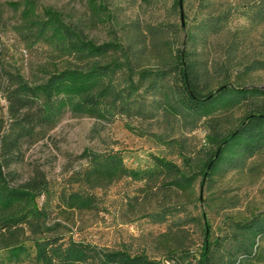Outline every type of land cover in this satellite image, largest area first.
Segmentation results:
<instances>
[{"label": "trees", "instance_id": "obj_1", "mask_svg": "<svg viewBox=\"0 0 264 264\" xmlns=\"http://www.w3.org/2000/svg\"><path fill=\"white\" fill-rule=\"evenodd\" d=\"M105 1H88L101 22L108 17ZM208 1L199 0L201 5ZM239 1L250 24H264V0ZM6 6L19 13L13 30L21 40L48 46L59 62L53 63L45 78L31 82L8 69L0 50V95L8 104L7 119L0 120V263L264 264V212L231 222L228 232L215 241L210 240L207 224L200 252L170 251L162 261L146 253L133 254L124 248L109 251L76 241L60 233L58 224H51L54 202L56 208L94 210L100 200L89 191L123 179L160 182L161 187L193 192L199 178L203 186L217 175L245 169L250 159L264 151V88L230 86L226 63L215 69L221 82L212 90L214 68L198 52L209 38L226 30L234 9L209 14L190 28L149 25L143 41L125 45L119 39L99 44L63 13L40 7L35 0ZM182 7V0L174 1L176 12ZM182 33L184 43H180ZM148 52L163 55L157 64L147 66L143 59ZM260 70L264 61L254 60L244 73ZM236 109L243 110L241 118L222 119L221 115ZM67 112L105 123L118 118L153 120L160 115L179 119L192 129L203 127L208 147L198 160L182 156L184 167L152 156V165L145 170L128 167L120 152L85 150L82 158L87 167L77 180L87 191L57 192L40 172L26 183L13 185L7 170L22 159L23 145L34 143ZM151 136L167 144L162 137Z\"/></svg>", "mask_w": 264, "mask_h": 264}, {"label": "rangeland", "instance_id": "obj_2", "mask_svg": "<svg viewBox=\"0 0 264 264\" xmlns=\"http://www.w3.org/2000/svg\"><path fill=\"white\" fill-rule=\"evenodd\" d=\"M19 1L22 0H0L3 6L0 9V50L9 70L33 82L45 78L46 72L52 71L53 63L59 60L48 46L27 45L14 32L19 13L9 9L6 3ZM35 1L40 7H51L63 13L69 22L81 26L88 37L99 44L112 39H119L125 45L143 41V31L149 25L170 23L174 27L190 28L209 14L234 9L226 30L198 48L200 58L214 68L212 90L221 82L215 69L226 63L230 66V86L264 88V70L244 73L251 61H264V24H250L239 0H211L203 5L199 0H182L179 12L174 9L175 0H106L105 22L89 9V0ZM185 38L182 33L180 43H184ZM162 55L163 52H148L143 62L147 66L157 64ZM7 106L0 95V120L7 119ZM242 115L243 110L236 109L221 117L236 120ZM206 134L201 126L192 129L179 119L162 115L146 121L118 118L114 123H105L67 112L34 143L23 145L22 159L13 163L7 173L13 185L26 183L40 172L57 192L87 191L77 180L87 167L82 158L85 150L120 152L126 165L133 169L150 168L152 156L184 167L182 156L198 160L208 147ZM151 135L162 137L167 144ZM174 140L179 143L171 142ZM200 183L199 178L193 192H182L161 187L160 182L123 179L89 191L100 200L94 210L56 208L57 202H54L51 224H58L60 233L76 241L109 251L124 248L133 254L146 253L156 261H162L170 251L200 252L207 224L210 240L215 241L228 232L231 222L247 221L264 212V151L250 159L245 169L217 175L203 186ZM44 200L41 199L40 204ZM164 215L166 218L161 220Z\"/></svg>", "mask_w": 264, "mask_h": 264}]
</instances>
